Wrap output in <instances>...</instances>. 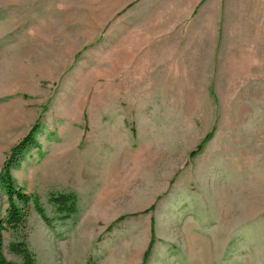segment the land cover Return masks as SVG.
<instances>
[{
  "label": "rangeland",
  "instance_id": "374dc122",
  "mask_svg": "<svg viewBox=\"0 0 264 264\" xmlns=\"http://www.w3.org/2000/svg\"><path fill=\"white\" fill-rule=\"evenodd\" d=\"M33 128L36 264H264V0H0V173Z\"/></svg>",
  "mask_w": 264,
  "mask_h": 264
},
{
  "label": "trees",
  "instance_id": "16d2710c",
  "mask_svg": "<svg viewBox=\"0 0 264 264\" xmlns=\"http://www.w3.org/2000/svg\"><path fill=\"white\" fill-rule=\"evenodd\" d=\"M33 128L30 133L16 145L0 173V190L6 197L7 209L3 211L0 205V264H16L8 260L4 254V233L10 232L20 238V241L11 242L9 250L21 258V264H36L33 251L29 248L26 238L28 216L31 204L34 205L39 215L46 223L51 222L46 215L37 197L25 193L15 185L10 169L15 161L22 155L28 145L33 143ZM204 144V142H203ZM202 145L199 147L201 148ZM194 154V153H193ZM52 204L56 207L60 220H69L77 213V200L73 194L61 193L51 197ZM20 235V236H19Z\"/></svg>",
  "mask_w": 264,
  "mask_h": 264
}]
</instances>
